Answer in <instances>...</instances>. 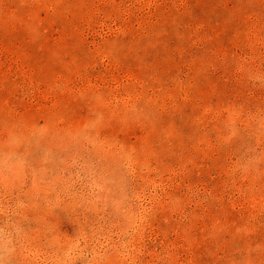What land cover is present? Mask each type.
<instances>
[{"label":"rangeland","instance_id":"374dc122","mask_svg":"<svg viewBox=\"0 0 264 264\" xmlns=\"http://www.w3.org/2000/svg\"><path fill=\"white\" fill-rule=\"evenodd\" d=\"M0 264H264V0H0Z\"/></svg>","mask_w":264,"mask_h":264}]
</instances>
